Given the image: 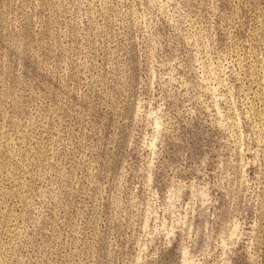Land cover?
<instances>
[{
    "label": "rangeland",
    "instance_id": "obj_1",
    "mask_svg": "<svg viewBox=\"0 0 264 264\" xmlns=\"http://www.w3.org/2000/svg\"><path fill=\"white\" fill-rule=\"evenodd\" d=\"M0 264H264V0H0Z\"/></svg>",
    "mask_w": 264,
    "mask_h": 264
}]
</instances>
